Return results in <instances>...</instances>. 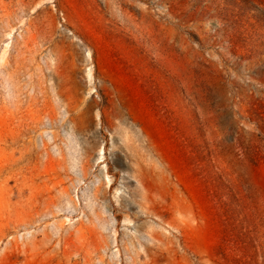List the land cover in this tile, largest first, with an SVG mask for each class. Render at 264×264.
<instances>
[{"label":"rangeland","instance_id":"rangeland-1","mask_svg":"<svg viewBox=\"0 0 264 264\" xmlns=\"http://www.w3.org/2000/svg\"><path fill=\"white\" fill-rule=\"evenodd\" d=\"M264 0H0V264H264Z\"/></svg>","mask_w":264,"mask_h":264},{"label":"trees","instance_id":"trees-1","mask_svg":"<svg viewBox=\"0 0 264 264\" xmlns=\"http://www.w3.org/2000/svg\"><path fill=\"white\" fill-rule=\"evenodd\" d=\"M256 117H257V120L260 121L263 125L262 127L264 126V121L262 120V117L260 116V114H258L257 112H254Z\"/></svg>","mask_w":264,"mask_h":264}]
</instances>
